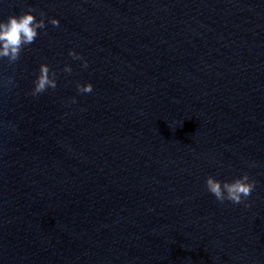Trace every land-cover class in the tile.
<instances>
[{"label":"water","instance_id":"water-1","mask_svg":"<svg viewBox=\"0 0 264 264\" xmlns=\"http://www.w3.org/2000/svg\"><path fill=\"white\" fill-rule=\"evenodd\" d=\"M30 9L46 27L0 60V264H264V0H0V19ZM42 63L57 87L33 96ZM244 173L239 204L206 188Z\"/></svg>","mask_w":264,"mask_h":264},{"label":"clouds","instance_id":"clouds-1","mask_svg":"<svg viewBox=\"0 0 264 264\" xmlns=\"http://www.w3.org/2000/svg\"><path fill=\"white\" fill-rule=\"evenodd\" d=\"M44 16L45 13L41 12V18L37 19L30 9L19 15H10L6 19H0V60L7 58L9 63L17 61L25 47L34 43L40 34L38 30L46 27ZM50 23L58 26L60 22L56 18H50ZM69 55L74 60H82V67H88V61L79 53L70 50ZM63 71L71 73L73 69L66 64ZM11 79L10 77L9 80L11 81ZM33 84L34 87L31 93L33 96H38L49 88L55 89L57 87L56 72L52 71L48 64L42 63ZM76 87L80 93H91L93 91L91 82L77 83ZM72 102H75V97L72 98ZM249 166L254 167L255 162L253 161ZM205 184L208 192L217 201L220 203L229 201L232 204L246 201L256 188V181L251 179L247 173L231 180H220L209 175Z\"/></svg>","mask_w":264,"mask_h":264}]
</instances>
